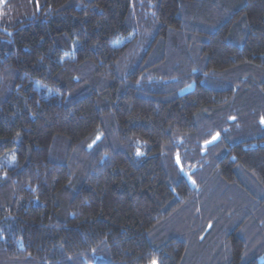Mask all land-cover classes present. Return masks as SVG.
<instances>
[{
	"label": "trees",
	"instance_id": "obj_1",
	"mask_svg": "<svg viewBox=\"0 0 264 264\" xmlns=\"http://www.w3.org/2000/svg\"><path fill=\"white\" fill-rule=\"evenodd\" d=\"M0 264H264V0H0Z\"/></svg>",
	"mask_w": 264,
	"mask_h": 264
},
{
	"label": "rangeland",
	"instance_id": "obj_2",
	"mask_svg": "<svg viewBox=\"0 0 264 264\" xmlns=\"http://www.w3.org/2000/svg\"><path fill=\"white\" fill-rule=\"evenodd\" d=\"M191 88V87H190ZM186 90H189V89H186Z\"/></svg>",
	"mask_w": 264,
	"mask_h": 264
}]
</instances>
